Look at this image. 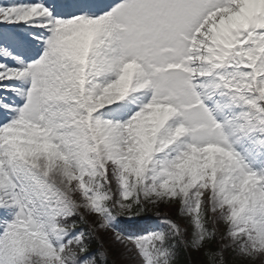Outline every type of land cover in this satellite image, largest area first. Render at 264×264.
I'll return each mask as SVG.
<instances>
[{"label":"snow or ice","instance_id":"snow-or-ice-1","mask_svg":"<svg viewBox=\"0 0 264 264\" xmlns=\"http://www.w3.org/2000/svg\"><path fill=\"white\" fill-rule=\"evenodd\" d=\"M264 264V0L0 2V264Z\"/></svg>","mask_w":264,"mask_h":264},{"label":"rangeland","instance_id":"rangeland-1","mask_svg":"<svg viewBox=\"0 0 264 264\" xmlns=\"http://www.w3.org/2000/svg\"><path fill=\"white\" fill-rule=\"evenodd\" d=\"M0 2L7 3V2H10V0H0ZM112 258L115 259V260L117 261V264H134L133 261H125V260H121L120 257H119L118 255H114Z\"/></svg>","mask_w":264,"mask_h":264}]
</instances>
